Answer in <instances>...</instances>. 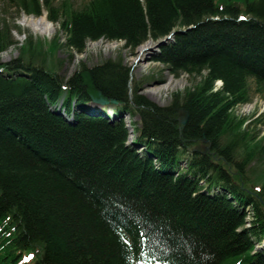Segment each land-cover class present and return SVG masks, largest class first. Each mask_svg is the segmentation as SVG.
Segmentation results:
<instances>
[{"label": "trees", "instance_id": "obj_1", "mask_svg": "<svg viewBox=\"0 0 264 264\" xmlns=\"http://www.w3.org/2000/svg\"><path fill=\"white\" fill-rule=\"evenodd\" d=\"M11 2L28 15L45 10L53 23L62 15L65 43L49 44L52 55L59 47L83 54L102 40L136 50L172 35L154 61L195 83L161 107L120 60L83 64L65 79L55 65L34 64L45 52L31 39L0 63V264H22L32 249L41 252L33 264H264V250L255 251L264 172L258 192L246 175L264 146L254 142L237 161L255 137L234 114L251 101V81L264 91V0ZM14 45L2 21L0 56ZM95 100L116 116L87 112ZM124 115L139 120L135 143ZM204 142L209 150L198 149Z\"/></svg>", "mask_w": 264, "mask_h": 264}, {"label": "rangeland", "instance_id": "obj_2", "mask_svg": "<svg viewBox=\"0 0 264 264\" xmlns=\"http://www.w3.org/2000/svg\"><path fill=\"white\" fill-rule=\"evenodd\" d=\"M65 0H54L55 9L59 8ZM89 0H69L75 9H81ZM220 3L221 0H216ZM235 3L243 4L244 0H233ZM41 16H45L48 20L47 11H43ZM41 16H28L23 11H20L11 0H0V24L2 21L6 22L12 28V38L15 45L10 48L6 53L0 56V63H7L17 59L21 56V48L27 43L28 40L33 39L34 42L41 41L43 45V51L45 55H35L33 60L36 66L45 65L47 68L56 66V71L62 75L63 78H70L80 67L84 64L86 67L91 68L93 66L104 63L105 61L120 60L124 66L131 68L132 70V85H135L137 91L150 101L158 104L161 107H166L171 104L177 93L184 94L188 88H192L195 80L189 75H181L175 77L171 74L168 68L162 64L154 61V57L158 53V47L154 41H148L151 43V49L142 57L139 54V48L131 50L125 46L124 42H89L86 46V50L83 54L77 52H70L66 48L59 47L54 55L50 53L49 44L57 40L59 44L65 43L66 32L61 29L60 23L63 20L62 15L59 13L58 23H53L55 31L49 36V33L41 35L36 34L30 27L23 24V20L26 17H41ZM49 21V20H48ZM111 43L112 46L107 48V44ZM145 43V44H146ZM98 44V45H97ZM47 52V53H46ZM27 58H30L29 54H26ZM26 58V59H27ZM43 59H46V63L43 64ZM251 101L238 107L234 110V114L238 120H244L242 124V130L249 133L255 140L249 142L248 145H241L237 152V161H241L247 153L255 152L256 145L254 142L264 146V91H256V86L253 81L250 82ZM256 111V113H254ZM184 120V117L182 118ZM129 124L130 121L126 120ZM138 123V118L133 119ZM230 136L226 137L229 139ZM198 149L209 150L208 143H200ZM264 172V155H256L253 161L246 168V175L249 176V185L254 186L255 181L259 179V175ZM261 184H255L257 189ZM249 187V186H248ZM248 221L250 219H247ZM41 253V252H40ZM40 253L35 249L27 251L21 258L22 264H33L40 257Z\"/></svg>", "mask_w": 264, "mask_h": 264}, {"label": "bare ground", "instance_id": "obj_3", "mask_svg": "<svg viewBox=\"0 0 264 264\" xmlns=\"http://www.w3.org/2000/svg\"><path fill=\"white\" fill-rule=\"evenodd\" d=\"M23 24L27 27H30L36 34L44 35L49 33V36H51L55 31V26L50 21H48L45 16H41L39 18L26 17L23 20ZM111 46V43L107 44V48H110ZM151 46V43L144 44L139 48V54L144 57V55H146V53L151 49ZM88 106L91 110L98 108L97 105Z\"/></svg>", "mask_w": 264, "mask_h": 264}, {"label": "water", "instance_id": "obj_4", "mask_svg": "<svg viewBox=\"0 0 264 264\" xmlns=\"http://www.w3.org/2000/svg\"><path fill=\"white\" fill-rule=\"evenodd\" d=\"M164 43H165V41L159 43L158 46H162ZM98 101L101 102V103L104 102V101H102V100H98ZM186 123H187V120H186V119L182 121V124H183V125H185Z\"/></svg>", "mask_w": 264, "mask_h": 264}]
</instances>
